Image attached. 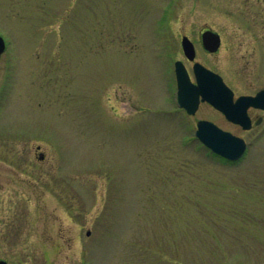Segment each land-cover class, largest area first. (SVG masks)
Wrapping results in <instances>:
<instances>
[{
	"label": "rangeland",
	"instance_id": "rangeland-1",
	"mask_svg": "<svg viewBox=\"0 0 264 264\" xmlns=\"http://www.w3.org/2000/svg\"><path fill=\"white\" fill-rule=\"evenodd\" d=\"M0 36V261L264 264V121L190 118L171 92L183 36L237 96L264 88V0H0Z\"/></svg>",
	"mask_w": 264,
	"mask_h": 264
},
{
	"label": "water",
	"instance_id": "water-1",
	"mask_svg": "<svg viewBox=\"0 0 264 264\" xmlns=\"http://www.w3.org/2000/svg\"><path fill=\"white\" fill-rule=\"evenodd\" d=\"M203 39L206 49L210 52L217 51L220 46L219 35L208 31L203 35ZM5 48L4 39L0 36V59ZM183 48L185 55L190 60H193L195 56L194 46L186 37L183 39ZM195 69L197 75L201 77L202 82H200L197 90L194 89L195 94L193 100L192 98L190 99L191 102L195 100L197 103L199 99L198 96H202L203 100L213 103L231 120L237 117L235 112L236 106L239 104L245 105L246 109L251 106L264 109V90L254 97H241L237 104L234 105L233 92L223 83L222 80L220 81L218 79V83H215L214 79H216L215 77L217 76L212 74V72L208 71L202 65L197 64ZM177 74L180 81V88L185 90L189 79L183 64L180 62L177 63ZM185 102L184 97L180 94L179 103L184 106L183 104H185ZM242 119H245V117H242ZM237 120H240V117ZM196 136L214 153L231 161L239 160L246 150V143L243 139L222 132L216 126L208 122L199 123ZM0 264L6 263L2 261Z\"/></svg>",
	"mask_w": 264,
	"mask_h": 264
},
{
	"label": "flooded vegetation",
	"instance_id": "flooded-vegetation-1",
	"mask_svg": "<svg viewBox=\"0 0 264 264\" xmlns=\"http://www.w3.org/2000/svg\"><path fill=\"white\" fill-rule=\"evenodd\" d=\"M195 44V43H194ZM201 45H202V40H201ZM195 47H196V45H195ZM196 51H197V47H196ZM205 52L206 53H208V54H211V53H209V52H207L206 50H205ZM197 52H196V60L194 61V62H190L188 59H186V61H187V63H189V64H191V67L190 66H188L187 65V63L185 62V61H183L184 63H185V65H186V68H187V70H188V73H189V75H190V80H191V82H192V84L193 85H197L198 83H197V79H196V76H195V74H194V70H193V66H194V64L196 63V62H200V61H197ZM201 63V62H200ZM208 68V67H207ZM175 68L173 67V69H172V71H171V84H172V87H171V92H172V95H173V97H174V100H175V106H176V108H177V110L178 111H183L184 113H186L190 118L191 117H195V116H197L198 115V113L201 111V109L202 108H204V107H207V108H210L211 110H213L214 112H216L217 114H219L222 118H223V120L224 121H226V123L227 124H229V125H231V126H233L234 128H237L238 130H243V131H251V130H254L256 127H258V125H261L262 123H263V121H264V110H260V109H256V108H249V109H247V111H246V114H247V116H248V127H249V129H245L244 128V126L242 125V124H234V123H232V122H229L228 120H227V118L224 116V114H222L219 110H217L213 105H211L210 103H208V102H204V101H200L199 102V104H198V106H197V109H196V111L193 113V114H190L188 111H187V109L186 108H181V107H179L178 106V91H179V89H178V81H177V78H176V73H175V70H174ZM210 69V68H209ZM212 70V69H211ZM214 71V70H213ZM214 72H216V71H214ZM216 73H218V72H216ZM218 74H220V73H218ZM221 75V77L224 79V81H225V83H227L228 84V86H229V83L227 82V80H226V78L222 75V74H220ZM229 87H231V86H229ZM234 93H235V91H234ZM254 94H256V93H254ZM251 95V94H250ZM241 95H236V93H235V100H236V98H238V97H240ZM240 110L242 111V107L240 108ZM202 120H206V121H211V122H213V123H215L218 127H220L222 130H224V128H222L221 126H219V124H217L216 122H214V121H212V120H210V119H199V120H197L196 121V128H197V124H198V122H200V121H202ZM196 130V129H195ZM224 131H226V130H224ZM230 133H232V132H230ZM232 134H234V133H232ZM235 135V134H234Z\"/></svg>",
	"mask_w": 264,
	"mask_h": 264
}]
</instances>
